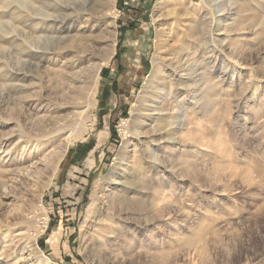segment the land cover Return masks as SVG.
I'll use <instances>...</instances> for the list:
<instances>
[{"label":"rangeland","instance_id":"374dc122","mask_svg":"<svg viewBox=\"0 0 264 264\" xmlns=\"http://www.w3.org/2000/svg\"><path fill=\"white\" fill-rule=\"evenodd\" d=\"M96 2L0 0V264H39L40 254L53 264H264V0H116L117 19L99 24ZM56 3L75 7L65 26L37 28ZM110 22L115 56L85 132L62 136L67 152L49 173L39 123L58 116L59 74L74 55L54 59L57 42L36 39L60 35L65 48L99 38L98 57ZM28 46L48 55L26 59ZM10 65L28 73L24 90L7 87ZM21 98L32 104L23 112ZM36 143L38 154L22 156ZM127 177L136 182L124 190ZM124 191L142 194L144 213L121 207ZM103 227L115 238L103 241Z\"/></svg>","mask_w":264,"mask_h":264},{"label":"bare ground","instance_id":"6f19581e","mask_svg":"<svg viewBox=\"0 0 264 264\" xmlns=\"http://www.w3.org/2000/svg\"><path fill=\"white\" fill-rule=\"evenodd\" d=\"M97 1L98 2H96V3L101 4L103 6L104 13L102 14L103 17H99V18H97L96 16H95L96 18L94 17L95 19H98V21H96V23L98 22V24H99L101 22V20L103 22H106V20L109 18L114 19V21H115L117 19V12L115 10L116 0H97ZM63 5H64V7H61V6H58V4H57L58 8H56L55 7L56 5H55L54 9L56 8L55 9L56 12L53 10L54 11L53 13H50L49 12L50 10L49 11L47 10L48 12H46V11H44V10L42 11L40 9L39 11L41 14H36V16L37 15L43 16L44 19H42L43 18L42 17L41 22L38 24H35L36 27L39 28L40 25L47 27L46 19H49L50 25L52 26V30H55L57 27L61 30V28L63 26H65V23H67V19L70 18L71 14L74 13V11H75L74 10L75 7H72L73 5L72 6H70L68 4H63ZM49 6L50 5H48V7ZM82 11L84 12V14H86V12L88 13L89 10L87 8H84ZM89 16H91V15H89ZM92 16H94V14H92ZM27 17L30 19L33 18L32 15H27ZM63 18L66 19V22L64 21L65 19H63ZM96 23H94V27H95ZM115 26H116L115 22H110V24L107 23L108 28L106 29L105 32L107 33V35L110 38V41H109L110 47L108 49V52L105 55H102V56L98 55V57H96V55H95L96 54L95 50L92 51L91 49H93L97 46V42L103 41V40H100L99 38L97 39L98 41L95 40L94 43H92L89 40V41H85L84 43H80L78 45L77 44L75 45L74 41H71L72 44H74V45L71 47L65 46V48L60 47V44H62L66 40V38H61L60 35L58 36V38L54 37V36H51V37L47 36L45 38L40 36V37H37V39H36L37 41L39 40V43L41 42V40H45V39L48 42H50V41L51 42H57L58 47L54 51V54H53L54 59H56V58H57V60L60 59V56H62V54H64V51H69L70 49H71L70 52H72V54L74 55L73 56L74 58H72V60H71L72 62H70V63L67 62L66 67L62 68L63 70L61 73L59 72L60 73L59 74L60 80L58 82V84H59L58 94L61 97V102L56 105L58 116L55 118H52L51 120H46V121L43 120L39 123L40 134L38 136H44V137L49 138L48 140L51 142V144L53 146V151L52 152L50 151L51 153H49L48 155L46 154L47 157H46L45 162H44L45 166H46V170L49 173L55 172L57 170L61 160L63 159V157L65 156V154L67 152L68 145L63 140L61 141L62 136L64 134H66L67 132H69L70 135L65 138V141L70 142L72 139H77V138L81 137L85 132V127L83 125V121H85V119H87L88 114L93 109L94 97L98 91V84H99V80L101 77V72H102L104 66L109 65L110 62L112 61L113 57L115 56L116 45H117V33L114 30H112ZM41 28H43V27H41ZM36 31H37V29H36ZM45 51H48V50H46L43 47L33 46L31 48L28 46V47H26V49L25 48L23 49V57L26 59L30 58L29 55L34 56V57L35 56L45 57L48 55ZM26 53H28V56L27 55L25 56ZM97 58H99L100 60H99V62L97 61L98 63H95L94 60L95 59L97 60ZM33 60H35V59L33 58ZM71 63L72 64L75 63V66H71L72 65ZM69 66H71V67H69ZM9 67L10 68H9V70L7 69L8 72L6 74V80H7L6 83L8 84L7 87H9L10 90H16V91L24 90L26 88V86L23 84V82L27 79L28 73H25L21 70H16L14 68V66H12V65H10ZM68 67L72 70L73 69L75 70L78 68V70L76 72L72 71V73H70L67 70ZM37 68H39V65L37 66ZM56 77H58V75ZM53 78H54V75H53ZM33 95H34V93H33ZM41 100H42V98H41ZM28 101L29 100L26 101L24 98H21L20 110L22 112L25 111L24 109H27L29 106H32V104L28 103ZM38 103L40 104V102H38ZM39 104H36V105H39ZM68 106L72 107V109H74V111H75L73 113V116L71 119H69L68 114L65 115V114L61 113V112H64L65 110H67ZM160 124H162V122H160ZM41 146H39L38 143H36L35 147L33 149H30L27 146L23 147L22 156H24V155L30 156L33 153L38 154ZM131 165H133V164H131ZM30 168L31 167H29V169ZM132 168H134V169H132V173H133L132 176H134L137 174V172L140 171V164L134 163ZM26 170H27V172L29 171L28 168ZM36 170H35V173H36ZM24 174H25V172L23 173V175ZM37 175H38V172H37ZM130 175H131V173H130ZM127 179H129V180H127L126 182L123 183V185H124L123 189L124 190H128V188L125 186H132L136 182V181H133V179H135V178H131V177L128 178L127 177ZM123 193L124 194H120L123 197V201L120 202L122 208H127V211H128V209H130V210H132L136 213H140V214L145 212V208H146L145 207V200H143V198H141L142 194L138 197L136 196L137 198H134L133 200H131V199L129 200V199H127L128 198L127 194H126L127 192L124 191ZM115 197L116 196H114V198ZM117 197H118V195H117ZM112 198H113V196H112ZM119 199H121V198H119ZM112 203H113V201H112ZM99 208H100V206H99ZM95 212L98 214L97 211H95ZM111 219H112V217H110V220ZM112 221L114 222L116 220L114 219ZM97 228H99V227L97 226ZM111 233L114 236L113 238H115L116 233H117L115 231V229H113L112 232H110V231H108L107 228L103 227L98 234H100L102 237L105 238V239L103 238L104 239L103 241H108L110 239L109 236L111 235ZM95 241H98V240H95ZM94 245H100V244L95 242ZM99 250L100 249L98 248V246H97V248H94V251L97 254L101 253ZM36 258H37L36 262L38 261L39 264H53L48 259L43 258L41 256V254L39 255V257H36Z\"/></svg>","mask_w":264,"mask_h":264},{"label":"trees","instance_id":"16d2710c","mask_svg":"<svg viewBox=\"0 0 264 264\" xmlns=\"http://www.w3.org/2000/svg\"><path fill=\"white\" fill-rule=\"evenodd\" d=\"M120 54H121V53H119L118 56H120ZM118 56H117V57H118ZM114 135H116L115 131H113V136H114ZM79 147H82L81 149H83V147H86V146H79ZM71 152H72V151H71ZM71 157H72V156H70V158H71ZM41 247L44 249V244H43V243L41 244Z\"/></svg>","mask_w":264,"mask_h":264}]
</instances>
